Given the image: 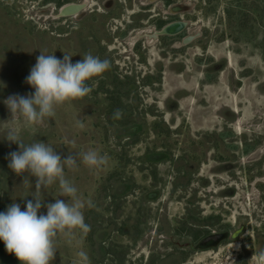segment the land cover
Here are the masks:
<instances>
[{"label": "rangeland", "instance_id": "rangeland-1", "mask_svg": "<svg viewBox=\"0 0 264 264\" xmlns=\"http://www.w3.org/2000/svg\"><path fill=\"white\" fill-rule=\"evenodd\" d=\"M61 1L0 0V101L31 95L25 77L40 53L91 54L109 68L40 125L5 122L0 102V211L23 210L33 195L38 215L55 199L79 206L87 229L58 232L50 264H254L264 249V0H174L187 26L172 38L191 39L142 41L134 54L108 41L114 22L103 11L82 23L58 15ZM9 127L25 144L73 156L63 178L74 196L62 197L56 180L35 189L34 176L7 167L18 150L4 139ZM90 150L103 163L84 164ZM240 224L217 249L175 245ZM0 264H19L2 242Z\"/></svg>", "mask_w": 264, "mask_h": 264}, {"label": "clouds", "instance_id": "clouds-1", "mask_svg": "<svg viewBox=\"0 0 264 264\" xmlns=\"http://www.w3.org/2000/svg\"><path fill=\"white\" fill-rule=\"evenodd\" d=\"M69 55L57 58L53 54L40 53L31 66L25 82L33 89L31 95H9L2 102L10 113L9 122L15 125L21 121L26 126L40 125L45 118L54 115V106L68 99L84 97L90 92L86 81L100 76L109 68V62L91 54L70 62ZM4 139L17 145V151L7 154V167L16 174L27 171L36 178L35 189L58 181L61 196H74L76 189L63 178V169L73 165L75 159L69 155L63 160L47 143L33 141L25 144L15 127L5 131ZM81 160L88 166L103 163V157L95 151L81 154ZM25 201L21 210L13 202L0 211V242L6 252L14 255L19 264H50L54 258L53 238L64 230L87 229L82 212L76 203L55 199L41 209V198L33 195ZM80 255H83L81 253ZM254 264H264V249L255 254Z\"/></svg>", "mask_w": 264, "mask_h": 264}, {"label": "flooded vegetation", "instance_id": "flooded-vegetation-1", "mask_svg": "<svg viewBox=\"0 0 264 264\" xmlns=\"http://www.w3.org/2000/svg\"><path fill=\"white\" fill-rule=\"evenodd\" d=\"M70 4L80 5V7L76 11L64 15V17L78 18L82 23L84 22L86 14H99L101 11H103L105 15L107 14L106 16L114 22H110L111 24L109 25L112 32L108 41H117V39L118 41H127L126 43L130 47L128 48L130 51H133V54L134 51H144L145 46L142 45V41H154L160 44V41H166V37L169 41L173 40L180 42L186 40L187 42L192 37L191 35H185L184 38L180 37L178 40L172 38L187 26V21L178 15L179 11H182L181 5L174 0H65L61 1L60 6ZM69 11L72 10L69 9ZM177 21L184 22L179 30L168 34L157 33V31L165 25ZM87 25L89 26V24ZM174 43L175 42L168 43L167 46L170 48L172 46L175 48L180 46V44L176 46ZM243 228L244 225L240 224L237 229L233 226L217 231L211 230L198 236L196 239L191 238L189 241L195 244L199 238L206 234L227 232V237L225 239L221 240L216 246L208 248L217 249L223 244H230L231 241H235V239L243 233ZM233 233H237V235L231 237ZM183 242L184 241L176 243V247L179 250H190L191 247L189 245H183ZM226 258H228V256ZM252 258L253 257L250 256L248 259L251 260ZM241 263L249 264L248 261ZM180 264L188 263L186 261H180Z\"/></svg>", "mask_w": 264, "mask_h": 264}, {"label": "water", "instance_id": "water-1", "mask_svg": "<svg viewBox=\"0 0 264 264\" xmlns=\"http://www.w3.org/2000/svg\"><path fill=\"white\" fill-rule=\"evenodd\" d=\"M79 7L80 5H72V4L61 6L59 9L58 15L59 16L67 15L69 12L76 11ZM69 9H71L72 11H69ZM183 24H184L183 21L169 23L165 25L164 27H162L159 31H157V33L168 34V33L174 32L176 30H179ZM184 42H186V40H184ZM237 233H233L231 237H235ZM226 237H227V232L209 233L199 238L195 242V244L183 243V245H189L191 249L193 250H204V249H208L210 247L216 246L221 240L225 239Z\"/></svg>", "mask_w": 264, "mask_h": 264}, {"label": "trees", "instance_id": "trees-1", "mask_svg": "<svg viewBox=\"0 0 264 264\" xmlns=\"http://www.w3.org/2000/svg\"><path fill=\"white\" fill-rule=\"evenodd\" d=\"M194 237H196V235H194Z\"/></svg>", "mask_w": 264, "mask_h": 264}]
</instances>
